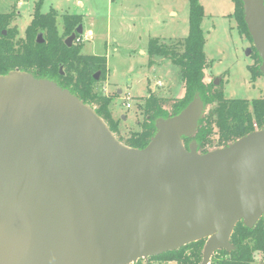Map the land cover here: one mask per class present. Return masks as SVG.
Here are the masks:
<instances>
[{
  "label": "water",
  "instance_id": "95a60500",
  "mask_svg": "<svg viewBox=\"0 0 264 264\" xmlns=\"http://www.w3.org/2000/svg\"><path fill=\"white\" fill-rule=\"evenodd\" d=\"M241 1L264 73V0ZM204 111L196 92L136 148L68 88L0 74V264H131L201 239L199 264L232 250L239 221L264 222V126L200 153L183 138Z\"/></svg>",
  "mask_w": 264,
  "mask_h": 264
},
{
  "label": "trees",
  "instance_id": "16d2710c",
  "mask_svg": "<svg viewBox=\"0 0 264 264\" xmlns=\"http://www.w3.org/2000/svg\"><path fill=\"white\" fill-rule=\"evenodd\" d=\"M232 2L231 15L236 22L237 31L251 43L253 62L247 68L250 80L254 82L258 77L264 76L259 70L261 60L243 20L242 1ZM188 6L187 35L169 44L159 41L158 38H150L147 48L149 55L166 57L180 68L184 95L171 100L170 109H167L165 105L169 99L149 92V95L142 99V104H138L143 115V120L138 122L140 129L131 132L127 137L121 134L119 124L112 115L111 97L98 93L95 87L98 83V79L94 78L96 72H99V81L105 79L106 57L83 54L81 44L76 41H73L71 46L65 44L64 40L76 30L78 24H82L81 14H62V33H59L57 12L54 9L41 12L39 1L24 30V36L15 39L17 28L10 26L16 16L14 9L0 13V74L19 69L36 77L48 78L61 87L68 88L71 93L95 109L122 143L136 148H142L148 143L155 132L156 118L178 113L192 99L194 93L198 92L205 105V111L198 121L195 134L183 138L184 145L187 147L188 142L194 139L200 153L225 146L264 126V96L250 100L227 98L223 95L220 84L215 86L212 82L204 81V71L210 65L204 53L205 38L201 27L204 9L198 0H188ZM38 33L42 34L41 43L36 41ZM77 38L79 34L75 40ZM230 242L233 249L216 250L209 264L253 263L255 253L264 254L263 220L259 219L252 227H246L239 221L232 231ZM204 243L205 239L197 240L176 250L150 256L147 260L138 259L131 264L171 261L175 264H199Z\"/></svg>",
  "mask_w": 264,
  "mask_h": 264
},
{
  "label": "rangeland",
  "instance_id": "374dc122",
  "mask_svg": "<svg viewBox=\"0 0 264 264\" xmlns=\"http://www.w3.org/2000/svg\"><path fill=\"white\" fill-rule=\"evenodd\" d=\"M39 1L41 12H57L59 33L62 14L83 15L82 33L74 41L81 44L83 54L106 57L105 79L99 81L98 76L95 87L111 97L110 109L124 137L139 131L143 115L138 104L149 92L169 99L167 109L171 100L184 95L180 68L166 57L149 55L147 48L150 38L169 44L187 35L188 0H0V13L12 9L16 13L10 25L17 28L15 39L24 36ZM198 2L204 9L201 27L204 53L210 62L204 81L214 84L218 80L214 85L220 84L227 98L263 97L264 76L250 80L247 66L253 62V51L247 53L251 43L237 31L232 0ZM251 264H264V254L255 253Z\"/></svg>",
  "mask_w": 264,
  "mask_h": 264
},
{
  "label": "built area",
  "instance_id": "2783aa9c",
  "mask_svg": "<svg viewBox=\"0 0 264 264\" xmlns=\"http://www.w3.org/2000/svg\"><path fill=\"white\" fill-rule=\"evenodd\" d=\"M126 107H129V103H126Z\"/></svg>",
  "mask_w": 264,
  "mask_h": 264
},
{
  "label": "flooded vegetation",
  "instance_id": "af4514ba",
  "mask_svg": "<svg viewBox=\"0 0 264 264\" xmlns=\"http://www.w3.org/2000/svg\"><path fill=\"white\" fill-rule=\"evenodd\" d=\"M18 13V11H16Z\"/></svg>",
  "mask_w": 264,
  "mask_h": 264
},
{
  "label": "crops",
  "instance_id": "0c3cea01",
  "mask_svg": "<svg viewBox=\"0 0 264 264\" xmlns=\"http://www.w3.org/2000/svg\"><path fill=\"white\" fill-rule=\"evenodd\" d=\"M91 33V32H90Z\"/></svg>",
  "mask_w": 264,
  "mask_h": 264
}]
</instances>
